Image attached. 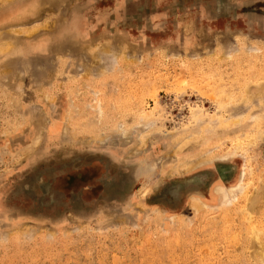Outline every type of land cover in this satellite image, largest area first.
Returning a JSON list of instances; mask_svg holds the SVG:
<instances>
[{
    "label": "rangeland",
    "instance_id": "rangeland-1",
    "mask_svg": "<svg viewBox=\"0 0 264 264\" xmlns=\"http://www.w3.org/2000/svg\"><path fill=\"white\" fill-rule=\"evenodd\" d=\"M251 234L264 0H0V264H264Z\"/></svg>",
    "mask_w": 264,
    "mask_h": 264
},
{
    "label": "bare ground",
    "instance_id": "bare-ground-1",
    "mask_svg": "<svg viewBox=\"0 0 264 264\" xmlns=\"http://www.w3.org/2000/svg\"><path fill=\"white\" fill-rule=\"evenodd\" d=\"M259 85V84H258ZM229 94V93H228ZM227 94V95H228ZM247 94V93H246ZM226 95V96H227ZM245 98L247 97V95L246 96H244ZM224 98V97H223ZM249 98V97H248ZM238 119V118H237ZM238 121V120H237ZM258 122V121H257ZM230 123V122H229ZM235 125V124H234ZM242 190V189H241ZM241 192V191H240ZM232 197V196H231ZM243 209V208H242ZM243 210H245V208L243 209ZM242 210V211H243ZM248 214V213H247ZM246 214V215H247ZM250 219V218H249ZM253 227H254V225H253ZM253 229V232H254V229L255 228H252ZM256 231V230H255ZM253 232H251V233H253ZM258 232V231H257ZM256 232V233H257ZM255 233V232H254ZM255 233V234H256ZM258 236H259V233H258ZM254 237V238H253ZM252 238V241L251 242H253V243H255L254 241H256L257 242V245L259 246V260H260V262H262V263H264V240H260L261 238H257L256 236H252V234H251V237H250V239ZM256 244V243H255ZM254 246H256V245H254ZM254 246H252L253 248H255ZM258 246H256V248H258ZM249 249V248H248ZM251 249V248H250ZM252 252V251H251ZM250 253V252H249ZM252 256V255H251ZM251 256H249V257H251ZM253 257V256H252ZM261 258V259H260ZM256 260V259H255ZM258 260V259H257ZM258 260V261H259ZM261 264V263H260Z\"/></svg>",
    "mask_w": 264,
    "mask_h": 264
}]
</instances>
